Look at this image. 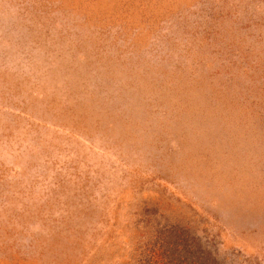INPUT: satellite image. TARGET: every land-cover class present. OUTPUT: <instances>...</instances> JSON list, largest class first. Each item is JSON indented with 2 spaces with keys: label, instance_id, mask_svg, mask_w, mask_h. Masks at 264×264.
Returning a JSON list of instances; mask_svg holds the SVG:
<instances>
[{
  "label": "rangeland",
  "instance_id": "obj_1",
  "mask_svg": "<svg viewBox=\"0 0 264 264\" xmlns=\"http://www.w3.org/2000/svg\"><path fill=\"white\" fill-rule=\"evenodd\" d=\"M0 264H264V0H0Z\"/></svg>",
  "mask_w": 264,
  "mask_h": 264
}]
</instances>
